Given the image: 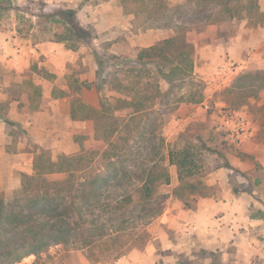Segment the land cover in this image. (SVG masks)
Returning a JSON list of instances; mask_svg holds the SVG:
<instances>
[{"label":"rangeland","instance_id":"rangeland-1","mask_svg":"<svg viewBox=\"0 0 264 264\" xmlns=\"http://www.w3.org/2000/svg\"><path fill=\"white\" fill-rule=\"evenodd\" d=\"M65 24L90 37L70 49L73 42L58 41ZM182 35L193 48L192 80L167 85L153 73L147 86L140 65L130 72L141 50ZM45 44L60 47L56 72L40 64L49 59L40 52ZM175 46L184 53L181 40ZM12 47L30 62L20 74L6 64ZM115 77L155 104L121 131L119 158L94 164L95 172L116 171L120 178L119 187L103 192L94 216L107 221L123 212L136 229L85 250L52 245L17 264H118L148 246L154 258L147 264H264V152L252 148L254 140L264 150V0H0V99L7 118L0 121L8 152H26L29 170L0 168L5 200L22 174H32L37 153L55 159L100 145L93 121L81 119V105L95 106L101 94L113 97L108 83ZM200 96L198 105L181 101ZM131 112L116 115L126 120ZM12 113L16 119L9 121ZM22 139L28 146L17 149ZM170 151L188 156L182 180ZM154 164L169 182L147 201L138 187Z\"/></svg>","mask_w":264,"mask_h":264},{"label":"trees","instance_id":"trees-1","mask_svg":"<svg viewBox=\"0 0 264 264\" xmlns=\"http://www.w3.org/2000/svg\"><path fill=\"white\" fill-rule=\"evenodd\" d=\"M74 27V24H65L58 41L83 42L90 37L89 31ZM178 39L184 44V53L177 52L175 45ZM76 44L70 49L75 50ZM192 51V45L186 42L184 35L165 39L141 50L131 61L130 72H135L140 65L146 74L144 82L147 86L152 84L153 73L167 85L188 77L192 80ZM112 80L115 85L112 82L108 84L113 97L101 94L95 106L81 105L85 110L81 119L93 121L94 138L100 145L81 149L75 155L60 154L55 159L45 152L37 153L32 174H22L20 187L12 193L10 200L0 195V264H17L28 256L37 257L52 245L71 244L78 250L90 249L109 240L115 241L121 234L136 229L135 225L129 224L123 212L114 213L107 221L94 216V210L102 206L103 192L111 186H120L115 183L120 181L116 171L113 174L103 170L95 172L94 164L112 157L119 158L121 131L129 120L152 110L155 104L153 98H145L135 89H129L122 79L115 77ZM131 84L136 85L137 82ZM101 87L104 88L103 84ZM181 101L201 104L203 96ZM72 104L75 105V99ZM125 109L132 110L126 120L116 115ZM0 117L7 121L1 103ZM169 153L171 163L177 167L178 179L182 180L188 156L184 152L177 155L173 151ZM157 168L154 164L145 169L144 178L140 180L138 192L147 201L152 200L156 186L169 182L166 170ZM52 175H62L63 178L51 180L49 177Z\"/></svg>","mask_w":264,"mask_h":264},{"label":"crops","instance_id":"crops-1","mask_svg":"<svg viewBox=\"0 0 264 264\" xmlns=\"http://www.w3.org/2000/svg\"><path fill=\"white\" fill-rule=\"evenodd\" d=\"M43 49H41V53L45 54L46 57H48V61L40 63L43 64V67L48 68L49 70H57L56 68H60V65L62 64L58 59L60 57V47H57L56 44H45L44 47H42ZM13 50V51H12ZM12 50L10 49V51L12 52V58L9 59V61L6 62V64L8 66H10V68L14 69L15 72H17L18 74H20L21 72H24L25 70H28L30 68V62L28 59H25V53H23L22 51H18L16 48L12 47ZM56 72V71H54ZM18 77H20L18 75ZM37 82L38 81L37 79ZM8 91V90H7ZM0 96H2V94H0ZM1 98V97H0ZM6 99H0V103L2 104ZM191 104V103H190ZM198 105V104H195ZM14 113V112H13ZM13 113L10 114V116L8 117L9 121H14L15 119H13L11 116H13ZM69 110L67 111V114L69 115ZM6 124L3 121H0V168H2L3 170H5L7 173H12L15 171H19V172H23L24 166L27 165V156L28 154H26V152L24 151H17V152H12L9 153L8 152V140H7V136L3 133L4 128H5ZM50 130V129H48ZM84 137V136H82ZM85 138V137H84ZM253 143V150L254 152H264L263 148L254 140H252ZM28 146L27 140L26 139H22V141L20 142V144H18L16 146L17 149L20 148H25ZM11 156H14V159H10ZM24 161H26V163H24ZM32 164H30L31 166ZM25 171H29L28 169H26ZM218 184H222L221 182L223 181V179L220 177V179H217ZM154 255H153V250L151 248L146 247L145 250L143 252H136V251H132L130 254H128V256H125L123 259H120V262L118 264H129V260H135L137 262V264H147V262L149 260H153Z\"/></svg>","mask_w":264,"mask_h":264}]
</instances>
